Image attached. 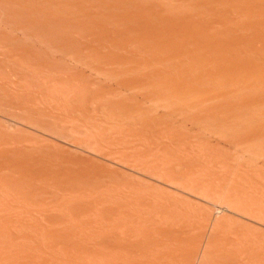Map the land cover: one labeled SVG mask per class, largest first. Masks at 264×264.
<instances>
[{
	"label": "rangeland",
	"instance_id": "rangeland-1",
	"mask_svg": "<svg viewBox=\"0 0 264 264\" xmlns=\"http://www.w3.org/2000/svg\"><path fill=\"white\" fill-rule=\"evenodd\" d=\"M147 1L0 0V264H264V117L236 125L239 96L171 110L165 82L179 51L194 78H217L213 55L251 73L238 45L264 43L263 2Z\"/></svg>",
	"mask_w": 264,
	"mask_h": 264
},
{
	"label": "bare ground",
	"instance_id": "bare-ground-1",
	"mask_svg": "<svg viewBox=\"0 0 264 264\" xmlns=\"http://www.w3.org/2000/svg\"><path fill=\"white\" fill-rule=\"evenodd\" d=\"M125 1V0H124ZM139 1V0H138ZM145 1V0H144ZM147 1V0H146ZM167 1H169V0H167ZM172 1V0H171ZM170 1V2H171ZM176 1H178V0H176ZM180 1V0H179ZM186 1V0H185ZM199 1H201V0H199ZM202 1H204V0H202ZM212 1V0H211ZM214 1V0H213ZM215 1H217V0H215ZM230 1V0H229ZM241 1H243V0H241ZM253 1V0H252ZM255 1V0H254ZM251 2V0L249 1V2H251V3H254V4H252L253 6L254 5H256V3L258 4V3H262L263 2V6H264V0H257V1H255V2ZM259 1V2H258ZM127 2V1H126ZM148 2V1H147ZM173 2V1H172ZM171 2V3H172ZM181 2V1H180ZM188 2H190V1H188ZM194 2V1H193ZM205 2V1H204ZM203 2V3H204ZM206 2H207V0H206ZM205 2V3H206ZM209 2V1H208ZM245 3H246V1H244ZM249 2H248V4L246 3V4H242V7H243V5L245 6V5H248L249 6ZM141 3V2H140ZM178 3V2H177ZM186 3H187V1H186ZM190 3H192V2H190ZM197 3V2H196ZM243 3V2H242ZM251 3H250V6H252L251 5ZM153 4H155V3H153ZM152 4V5H153ZM159 4V3H158ZM194 4V3H193ZM192 4V5H193ZM210 4V3H209ZM230 4V3H229ZM146 5V4H145ZM150 5V4H149ZM162 5V4H161ZM169 5V4H168ZM175 5V4H174ZM191 5V4H190ZM196 5V4H195ZM262 5V4H261ZM260 5V6H261ZM147 6V5H146ZM145 6V7H146ZM202 6H203V4H202ZM239 6H240V4H239ZM263 6L262 7H259V8H263ZM138 7V6H137ZM147 7H149V6H147ZM222 7V6H221ZM231 7V6H230ZM189 8V7H188ZM191 8V7H190ZM193 8V7H192ZM191 8V9H192ZM211 8H213V7H211ZM217 8V7H216ZM219 8V7H218ZM233 8V7H232ZM235 8V7H234ZM246 8V7H245ZM144 9V8H143ZM147 9V8H146ZM160 9V8H159ZM165 9V8H164ZM183 9V8H182ZM185 9V8H184ZM198 9V8H197ZM204 9V8H203ZM213 9H215V8H213ZM222 9V8H221ZM72 10V9H71ZM152 10H154V9H152ZM156 10V9H155ZM193 10V9H192ZM212 10V9H211ZM230 10V9H229ZM234 10V9H233ZM233 10L231 9L230 11H229V15L231 14V11L233 12ZM239 10V9H238ZM243 10H244V8H243ZM74 11V10H73ZM166 11V10H165ZM199 11V10H198ZM263 11H264V9H263ZM193 12V11H192ZM202 12H204L203 10H202ZM206 12H207V10H206ZM206 12H204V13H206ZM209 12V11H208ZM219 12V11H218ZM234 12H237V11H234ZM157 13V12H156ZM173 13H174V11H173ZM180 13V12H179ZM264 13V12H263ZM181 14V13H180ZM184 14V13H183ZM192 14V13H191ZM194 14H196V13H194ZM203 14V13H202ZM219 14V13H218ZM233 15H236L237 13H232ZM231 14V15H232ZM240 16H239V15ZM238 14L236 15V16H233L232 15V17H234V18H237V21H241V22H246V19H243V17H242V15L238 12ZM185 15V14H184ZM206 15H208V13L206 14ZM217 15V14H216ZM220 15V14H219ZM224 15V14H223ZM176 16H182V15H176ZM196 16V15H195ZM202 16V15H201ZM204 16H205V14H204ZM222 16V15H221ZM221 16H219V17H221ZM214 17V16H213ZM217 17V16H216ZM231 17V18H232ZM158 18V17H157ZM170 19V18H169ZM204 19V18H203ZM219 19H221V18H219ZM250 19L251 20H261V22L263 23L264 22V15H262V14H260V13H258L257 11H255V10H253L252 11V13H251V15H250ZM179 20V19H178ZM188 20V19H187ZM231 20V19H230ZM234 20V19H233ZM150 21V20H149ZM216 21V20H215ZM224 21H226V20H224ZM235 22H237L236 20H234ZM216 22H218V20L216 21ZM227 22H229V21H227ZM197 23V22H196ZM256 23V22H255ZM254 23V26H255V28H256V32L255 33H257V35L260 33V32H257V31H259L258 29L259 28H261V27H259L258 28V25H257V27H256V24ZM260 23V22H259ZM261 23V24H262ZM158 24V23H157ZM180 24V23H179ZM212 24H213V22H212ZM230 24V23H229ZM260 24V25H261ZM182 25V24H181ZM197 25V24H196ZM166 26V25H165ZM213 26V25H212ZM214 26H216V25H214ZM232 26V25H231ZM262 26V25H261ZM186 27V26H185ZM200 27V26H199ZM202 27H203V25H202ZM228 27V26H227ZM169 28H170V26H169ZM193 28V27H192ZM197 28V27H196ZM226 28V27H225ZM224 28V29H225ZM250 28H253V27H250ZM249 28V29H250ZM254 28V29H255ZM263 28H264V26H263ZM161 29H162V27H161ZM262 29V28H261ZM260 29V30H261ZM158 30V29H157ZM159 30H160V28H159ZM251 30V29H250ZM253 30V29H252ZM251 30V31H252ZM163 31H165V29L163 30ZM178 31V30H177ZM199 31V30H198ZM197 31V32H198ZM244 31V30H243ZM255 31V30H254ZM175 32V31H174ZM246 32V31H245ZM248 33L250 32V31H247ZM253 32V31H252ZM252 32H250L251 34H253ZM263 32V33H262ZM164 33V32H163ZM176 33V32H175ZM203 33H204V30H203ZM249 33V34H250ZM253 34V35H256V34ZM165 34H167L166 32L164 33V34H162V35H165ZM177 35H176V37L177 36H180L181 34H178V32L176 33ZM183 34V33H182ZM225 34V33H224ZM249 34H248V36H249ZM171 35V34H170ZM175 34H173L172 35V37L174 36ZM202 35V34H201ZM205 35H207L206 33H205ZM232 35V34H231ZM241 35V34H240ZM246 35H247V33H246ZM256 35V36H257ZM166 36V35H165ZM164 36V37H165ZM237 36V35H236ZM244 36V35H243ZM255 36V37H256ZM259 36V35H258ZM261 36H264V30H262L261 31V34H260V37ZM163 37V38H164ZM182 37H184V36H182ZM182 37L180 36V37H178V39H180L181 38V40H182ZM206 37V36H205ZM241 37V36H240ZM250 37V40L252 41V39H251V37L252 36H249ZM165 38H167V37H165ZM168 39V38H167ZM244 39V38H243ZM245 39H249V38H247V36H246V38ZM245 39H244V41H245ZM254 39V38H253ZM256 39V38H255ZM262 40H263V42H264V38H261ZM172 40H174V39H172ZM171 40V41H172ZM184 40V39H183ZM203 40V39H202ZM249 40V41H250ZM233 41V40H232ZM248 41V40H247ZM248 42L249 44L251 43V45H252V42ZM258 42H259V40H257ZM179 42V41H178ZM177 42V43H178ZM183 42V41H182ZM202 42H204V41H202ZM231 42V41H230ZM234 42V41H233ZM241 42V41H240ZM246 42V41H245ZM256 42V41H255ZM262 42V43H263ZM165 43V42H164ZM198 43V42H197ZM200 43V42H199ZM206 43V42H205ZM212 44V43H211ZM224 43H222V45H223ZM232 44V43H231ZM236 44V43H235ZM239 44V42L237 43V45ZM242 44V43H241ZM256 44H257V42H256ZM255 43H254V45H256ZM258 44H261L260 42L258 43ZM264 44V43H263ZM263 44H262V46H261V48L259 49L258 48V46H257V48H253V47H251V48H249V49H247V47H248V45L247 46H242V45H238V47L239 48H241L240 49V51L241 52H243L242 51V49H244V48H246V49H244L245 50V54L248 52L249 53V57H251L250 59H249V61H247L248 60V58L247 59H243V57H244V55H243V53H242V55H243V57H240L242 60H246V63H247V65H248V67H250L251 69H252V72L250 73V72H248V71H245L246 70V65H244L243 64V66H245L244 68H242V66L240 67V66H238V62L239 61H241V60H238V62L236 63L237 65L236 66H238V67H232V66H230L231 64V58L229 57V59H228V61L224 58V59H222L223 61L224 60H226L227 61V63H229V61H230V65L229 64H225V61L223 62L221 59H218V56L216 55H213V56H215V59H214V57L212 56V61H213V65H215L216 66V68L219 70H217L216 69V71H218V72H213V70H211L212 72H213V74H216L215 76L217 77V78H213V79H211V77L210 78H208L209 77V72H207V68H206V72L205 73H200V74H198L197 72H196V70H198V68H199V66L197 65V64H199L198 62L196 63V65H194V66H198L197 68L195 67V68H193V64H192V67H190L191 69L193 68V69H196L195 70V74L197 73L198 75H201V74H204L203 76H206V78H204L203 77V79H202V81H201V78H202V76H198V78H200V80L197 78V80H195L196 79V76H197V74H196V76H195V78H194V76H192V74L190 73L191 71H193V69L189 72L188 70H186L187 68H186V63L184 62V60L186 59L185 57V55H184V53L183 52H180L179 50V56H180V54L182 53L183 54V56L181 57H179V58H177L175 55V59H176V61L177 60H179V66L181 65V66H183V68L180 66V68H182V71L185 73V76L184 77H182L183 78V80H184V84H185V82H188V84H185V87H183V84H182V82H181V86L178 84V81L180 82V81H183V80H176V76L175 77H173V74H168L167 72L168 71H166L165 70V73H167L168 75H169V77H168V75L166 74V78L168 77V81L166 80V78L165 77H160V78H165V82H166V85L168 84V82H169V85H167V86H171V84L174 86L175 84V86L172 88V87H169V90H171V88H172V92H171V98H170V100L172 101V103H171V106H170V103H168V102H170L169 100H167L166 98H168V95H164V93H165V90H166V88L164 87V91L163 90H161V92L159 93V96H158V101L159 102H157L158 104H161V105H167L168 106V104H169V106L171 107V110L172 109H174V108H176L177 106H180L181 108H184L183 109V112H185L184 110H185V108H187L188 109V107L189 108H192V107H195L194 109H190V111L191 110H195L196 109V107H198V109H202V107L201 106H204V108L208 105V106H211V107H209V110L210 109H213L214 107L213 106H216L217 107V105H214L213 103H214V101L216 100V98L217 97H221V96H229V99H230V97H237L238 99H239V97H240V99H239V101H235L237 104L239 103V102H242V100H243V102H242V104L241 103H239V106H240V104H241V108H242V112L238 109L239 107L238 106H235L236 108H237V110H239L241 113H243L244 111L245 112H247V114H245V116L246 115H249V116H251V117H253V114H254V116L256 117V119L254 120V118L253 119H251L250 120V117H245L244 118V114H242V116H241V118L242 119H240L239 117L240 116H238L237 114H236V116H235V114L233 115V110H232V112H230L229 113V111H227V110H225L227 107H222V108H216L215 107V109L216 110H218L219 112H220V114L219 115H221V114H225L226 115V118H227V115H228V117H229V115H230V117H231V114H232V121H234V122H232V123H237L238 121L239 122H241V120L243 121V119H244V124H243V122L242 123H237L236 125H238L239 127H241L240 125L242 124V127H245V126H247V122H249V120H250V122H249V126L248 127H251V130L250 131H252V129H254L252 126H250L251 125V122H253L252 124H253V126H254V124H255V126H257L256 124H258V123H256V122H259V120L261 119V117H264V108L263 107H260L259 108V110H258V107H257V110H258V112H257V110L255 111V109L253 108V107H255L257 104H258V106H260L261 104H262V106H263V98H261V97H257L256 99H254L255 101H257V99H259L257 102H255L254 103V105L255 106H253V104H248L249 103V101L251 100L252 101V98L250 97V95H249V93H254V92H257V95L259 94L258 92H260V93H263L264 94V64L263 65H260L261 64V62L259 61V60H263L264 61V47H263ZM146 45V44H145ZM166 45V44H165ZM182 45V44H181ZM187 45V44H186ZM185 45V46H186ZM197 45V44H196ZM195 45V43L193 44V47H197ZM243 45H244V43H243ZM175 46V45H174ZM209 45H208V43H207V46L205 45V46H203V48L204 49H206L207 51H209L211 54H216L215 53V51L213 50V47L212 48H210V46L208 47ZM219 46H221V45H219ZM235 46V48L237 47L236 45H234ZM233 46V47H234ZM181 47V46H180ZM223 47V46H222ZM225 47V46H224ZM145 48V47H144ZM186 48H187V46H186ZM229 48H231V47H229ZM166 49H167V47H166ZM165 49V50H166ZM173 49V48H172ZM185 49V48H184ZM195 49V48H194ZM197 49V48H196ZM224 49H226V48H224ZM238 49V48H237ZM162 50V49H161ZM169 50V49H168ZM168 50H166V51H168ZM170 50H171V48H170ZM232 50V49H231ZM174 51V50H173ZM200 51V50H199ZM221 51V50H220ZM236 51V50H235ZM234 51V52H235ZM165 52V51H164ZM171 52V51H170ZM194 52V51H193ZM193 52H192V54H193ZM232 52V51H231ZM234 52H232V53H234ZM178 53V52H177ZM186 53V52H185ZM197 53V52H196ZM208 53V52H207ZM206 53V54H207ZM219 53V52H218ZM224 53V52H223ZM235 53H237V52H235ZM240 53V52H239ZM172 54H173V52H172ZM176 54V53H175ZM188 54V53H187ZM210 54V55H211ZM155 55V54H154ZM178 55V54H177ZM190 55V54H189ZM210 55H208L209 57H210ZM237 55H239V54H237ZM151 56V55H150ZM160 56H162V55H160ZM163 56H164V54H163ZM170 56V55H169ZM185 56V57H184ZM197 56V55H196ZM240 56H241V54H240ZM247 57H248V55H246ZM189 57V56H188ZM205 57H207L206 55H205ZM208 57V58H209ZM159 58V57H158ZM165 58V57H164ZM163 58V59H164ZM168 58V57H167ZM181 58V59H180ZM185 58V59H184ZM207 58V59H208ZM234 58L235 57H233L232 59V61L234 62ZM162 59V58H161ZM174 59V58H173ZM175 59H174V61H175ZM183 59V60H182ZM190 59V58H189ZM206 59V58H205ZM237 59V58H236ZM156 60V59H155ZM194 60H197L198 61V59L196 58V59H194ZM146 61H148V60H146ZM153 61V60H152ZM180 61H183V62H180ZM188 60H186V62H187ZM209 61H211V59L209 60ZM161 62V61H160ZM171 62H173V61H171ZM192 62V61H191ZM201 62V61H200ZM207 62V61H206ZM245 62V61H244ZM155 63V62H154ZM166 63H167V61H166ZM177 63H178V61H177ZM215 63V64H214ZM235 63V62H234ZM233 63V64H234ZM239 63H241V62H239ZM260 63V64H259ZM264 63V62H263ZM149 64V63H148ZM156 64V63H155ZM165 64V63H164ZM168 64V63H167ZM183 64V65H182ZM188 64V63H187ZM190 64V63H189ZM188 64V65H189ZM207 64V63H206ZM208 64H209V62H208ZM160 65V64H159ZM200 65V64H199ZM211 65H212V63H211ZM228 65V66H227ZM235 65V64H234ZM155 66V65H154ZM161 66H163L162 64H161ZM170 65H168V67H169ZM185 66V67H184ZM189 66H191V65H189ZM188 66V67H189ZM209 66V65H208ZM177 67V66H176ZM214 67V66H213ZM248 67H247V70H249L248 69ZM140 68H142L141 66H140ZM157 68H159V67H157ZM179 68V69H180ZM210 69L212 68V66L211 67H209ZM172 69V68H171ZM179 69H177V70H179ZM183 69H185V70H183ZM213 69V68H212ZM164 70V69H163ZM163 70H161V72L163 73L164 71ZM177 70H175V71H177ZM181 70V69H180ZM179 70V71H180ZM215 70V69H214ZM178 72L179 74H181V73H183V72ZM188 71V72H187ZM251 71V70H250ZM160 72V73H161ZM172 72H173V70H172ZM171 72V73H172ZM187 72V73H186ZM161 73V74H162ZM176 73V72H175ZM177 73V74H178ZM183 73V74H184ZM188 73H190V74H188ZM194 73V72H193ZM208 73V74H207ZM159 74V73H158ZM161 74H160V76H161ZM176 74V75H177ZM187 74V75H186ZM205 74H207V75H205ZM157 75V74H156ZM163 75V74H162ZM165 75V74H164ZM163 75V76H164ZM189 75V77H191V80L189 81V79H188V77L186 78V76H188ZM210 75H211V72H210ZM172 76V77H171ZM180 76H183V75H180ZM208 76V77H207ZM214 75H213V77H215ZM158 78V77H157ZM175 78V79H174ZM180 78V77H179ZM178 77H177V79H179ZM182 78H180V79H182ZM208 78V79H207ZM186 79L188 80V81H186ZM205 79V80H204ZM207 79V80H206ZM155 80H157V79H155ZM154 80V81H155ZM161 80V79H160ZM192 80H194V81H196V82H193ZM199 80V81H198ZM203 80H204V82H203ZM159 81V80H158ZM201 81V82H200ZM160 82V81H159ZM176 82V83H175ZM199 82V84L201 85V86H199V84H197ZM203 82V83H202ZM144 83H146V82H144ZM161 84H162V82H160ZM160 83H158L159 85H160ZM202 83V84H201ZM153 84V83H152ZM157 84V85H158ZM164 84V83H163ZM156 85V84H155ZM156 85V86H157ZM158 85V86H159ZM178 85V86H177ZM147 87L149 86V85H146ZM150 86H152L151 84H150ZM154 86V85H153ZM156 86H154V87H156ZM157 86V87H158ZM165 86V85H164ZM143 87V86H142ZM156 87V88H157ZM160 87V86H159ZM176 87H178V88H176ZM180 87V88H179ZM149 89V88H148ZM157 89H159V88H157ZM152 90V89H151ZM256 90V91H255ZM155 91V90H154ZM153 91V92H154ZM253 91V92H252ZM163 92V93H162ZM167 92V91H166ZM151 94V93H150ZM149 94V95H150ZM166 94V93H165ZM169 94H170V92H169ZM248 94V96H246ZM255 95H256V93H254ZM263 94H261V95H263ZM241 95H244V96H246V97H248V98H246V99H249V97L251 98L250 100H246L245 99V97H243L242 96V98H241ZM260 95V96H261ZM155 96V95H154ZM239 96V97H238ZM254 96V95H253ZM252 96V97H253ZM166 97V98H165ZM233 98V99H234ZM236 98V99H237ZM244 98V99H243ZM254 98V97H253ZM261 98V99H260ZM151 99H153V98H151ZM228 99V98H227ZM144 100V99H143ZM168 102H167V101ZM219 100V99H218ZM222 100H225V99H222ZM230 100H232V99H230ZM260 100L262 101V103L260 102ZM144 101H148V99L147 100H144ZM155 100L153 99V103H155L154 102ZM221 101V100H220ZM245 101H247L248 103H245ZM250 101V102H251ZM162 102V103H161ZM165 102H167V103H165ZM217 102H219V101H217ZM254 102V101H253ZM152 103V102H151ZM226 103H229V102H226ZM230 103H232L231 101H230ZM174 104V108H172L173 105ZM213 104V105H212ZM216 104V103H215ZM218 104V103H217ZM221 104H223V103H221ZM221 104H218V105H221ZM236 104V105H237ZM247 104V105H246ZM163 105V106H164ZM224 105V104H223ZM226 105V104H225ZM159 106V105H158ZM157 106V107H158ZM164 106V109L163 110H167V109H165L166 107ZM199 106H200V108H199ZM208 106L206 107L207 109H208ZM232 106H234V105H232ZM228 107H230L229 105H228ZM250 107V108H249ZM251 107L254 109L253 111H254V113H252L253 111H251L250 109H251ZM203 108V109H204ZM235 108V109H236ZM256 108V107H255ZM118 109H120V108H118ZM117 109V110H118ZM126 109V108H125ZM130 109V108H129ZM168 109H170V108H168ZM206 109V110H207ZM230 109V108H229ZM235 109H234V111H235ZM122 110V109H121ZM124 110V109H123ZM139 110V109H138ZM154 110H156V109H154ZM177 110V109H176ZM221 110V111H220ZM133 111H135V109L133 110V109H131V113L133 112ZM157 111V110H156ZM159 111V110H158ZM174 111V110H173ZM187 111H189V110H187ZM197 111V110H196ZM199 111V110H198ZM213 111H215V110H213ZM218 111H215V112H218ZM230 111H231V109H230ZM121 112V111H120ZM123 112V111H122ZM167 112V111H166ZM182 112V113H183ZM214 112V113H215ZM218 112V113H219ZM235 112H237V111H235ZM234 112V113H235ZM240 112H238V113H240ZM258 114H257V113ZM124 113V112H123ZM127 112H125V114H126ZM131 113H129V114H131ZM140 113L141 112H137L136 111V113L135 112H133V115H130V116H132L133 118H136V120L138 119V120H142V121H144L143 120V118L142 117H144V119H145V116H141L140 115ZM165 113V112H164ZM168 113V112H167ZM196 113V112H195ZM207 113V112H206ZM212 113V112H211ZM240 113V114H241ZM118 114V113H117ZM128 114V113H127ZM186 114V113H185ZM217 114V113H216ZM215 114V115H216ZM239 114V115H240ZM257 114V115H256ZM259 114H260V118H259V120H257L258 118H257V116H259ZM165 115V114H164ZM191 115V114H190ZM206 115V114H205ZM224 115V116H225ZM120 116V115H119ZM123 116H125L124 114H123ZM167 116V115H166ZM183 116V115H182ZM217 116V115H216ZM216 116L214 117V118H216ZM238 116V117H237ZM126 117V116H125ZM175 117V116H174ZM219 117H222V116H219ZM228 118L229 120H231V118ZM235 117H237L238 119H240V120H238L237 118H235ZM119 118V117H118ZM208 118V117H207ZM218 118V117H217ZM222 118H224V117H222ZM225 118V119H226ZM234 118H235V120H234ZM247 118V119H246ZM248 118H249V120H248ZM117 119V118H116ZM129 119V118H128ZM131 119V118H130ZM211 119V118H210ZM209 119V120H210ZM219 119V118H218ZM224 119V120H225ZM238 121H237V120ZM133 120V119H132ZM138 120H137V122H138ZM208 120V121H209ZM212 120V119H211ZM247 120V121H246ZM257 120V121H256ZM262 120H263V122H262ZM214 121H216V120H214ZM236 121V122H235ZM254 121H255V123H254ZM210 122V121H209ZM212 122V121H211ZM224 122H226V121H224ZM231 122V121H230ZM262 122V123H261ZM214 123V122H213ZM221 123V122H220ZM229 123V122H228ZM260 126H261V124L263 125V123H264V118H262L261 120H260ZM221 124H223V123H221ZM220 124V125H221ZM225 124V123H224ZM230 124V123H229ZM228 124V125H229ZM233 124V125H234ZM240 124V125H239ZM211 125V124H210ZM214 125V124H213ZM231 125V124H230ZM243 125H245V126H243ZM222 126V125H221ZM220 126V127H221ZM225 126V125H224ZM259 126V125H258ZM264 126V125H263ZM211 127V126H210ZM209 127V128H210ZM219 127V126H218ZM239 127H237V128H239ZM262 127V126H261ZM228 128V127H227ZM227 128H224V129H227ZM229 128H231V126L229 127ZM228 128V129H229ZM233 128H234V126H233ZM236 128V127H235ZM234 128V130H236ZM224 129L222 128V130H223V132H222V130H220V129H218V131L220 130V134L222 135V134H224V135H226V133H228V131L227 132H225L224 131ZM227 129V130H228ZM243 129H245V128H243ZM248 129V128H247ZM256 129V128H255ZM259 129H260V127H259ZM258 129V130H259ZM239 130V132H240V130H242V129H238ZM233 131V130H232ZM231 131V132H232ZM246 131H248V130H246ZM262 131H263V128H262ZM235 132V131H234ZM253 132V131H252ZM264 132V131H263ZM215 133V132H214ZM238 133V132H237ZM244 133V132H243ZM217 134H219L218 132H217ZM232 134V133H231ZM255 134V133H254ZM261 134H262V132H261ZM220 135V136H221ZM223 135V136H224ZM253 135V134H252ZM216 136V135H215ZM219 136V137H220ZM218 137V138H219ZM222 137V136H221ZM237 137H238V135H237ZM253 137H255V136H253ZM260 137V136H259ZM228 138H229V136H228ZM255 140V139H254ZM256 140H258V138L256 139ZM247 141V140H246ZM263 139H262V141H261V144L260 145H262L263 146ZM252 143H253V141H251ZM251 142H249V144L251 143ZM257 143V145H258V141L256 142ZM256 143H254L255 144V146H257L256 145ZM260 143V142H259ZM263 143V144H262ZM243 144V143H242ZM247 144V143H246ZM252 146H253V144H251ZM250 145V146H251ZM262 146H260L261 148H259L260 150H261V152H260V150H259V152H258V148L256 147V150H257V152L259 153V154H261L260 155V157L261 156H263V158H264V146L262 147ZM245 147V146H244ZM247 147H248V145H247ZM249 148V147H248ZM248 148H246L247 150H248ZM251 149H255L254 147L253 148H251ZM254 152H256V151H254ZM258 153L257 154H255V155H258ZM259 156V155H258ZM257 156V157H258ZM256 158V157H255ZM262 159V158H261ZM264 208V207H263ZM259 210V209H258ZM167 212V211H166ZM260 212V215L262 214V211H258L257 212V214ZM159 213H160V211H159ZM163 213L164 212H162V214H160V215H162L163 217H164V220L166 221V219H168V218H166V215H163ZM168 213V212H167ZM259 215V214H258ZM161 216V217H162ZM170 216V215H169ZM168 217V216H167ZM172 217V216H171ZM160 218V217H159ZM166 218V219H165ZM160 219H163V218H160ZM260 220V219H259ZM6 230V229H5ZM3 231H4V229H3ZM170 231H172V230H170ZM5 233H6V231H5Z\"/></svg>",
	"mask_w": 264,
	"mask_h": 264
}]
</instances>
